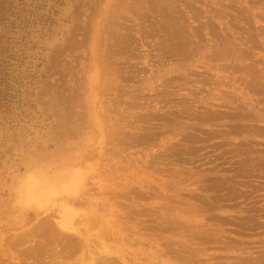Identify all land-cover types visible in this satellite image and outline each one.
I'll use <instances>...</instances> for the list:
<instances>
[{
  "label": "rangeland",
  "instance_id": "rangeland-1",
  "mask_svg": "<svg viewBox=\"0 0 264 264\" xmlns=\"http://www.w3.org/2000/svg\"><path fill=\"white\" fill-rule=\"evenodd\" d=\"M0 5V264H264V0Z\"/></svg>",
  "mask_w": 264,
  "mask_h": 264
},
{
  "label": "trees",
  "instance_id": "trees-1",
  "mask_svg": "<svg viewBox=\"0 0 264 264\" xmlns=\"http://www.w3.org/2000/svg\"><path fill=\"white\" fill-rule=\"evenodd\" d=\"M10 15L11 12L2 10L0 5V102L12 103L10 91L15 88L16 63L20 57L18 40L12 35L17 26L16 19L11 20Z\"/></svg>",
  "mask_w": 264,
  "mask_h": 264
},
{
  "label": "bare ground",
  "instance_id": "bare-ground-1",
  "mask_svg": "<svg viewBox=\"0 0 264 264\" xmlns=\"http://www.w3.org/2000/svg\"><path fill=\"white\" fill-rule=\"evenodd\" d=\"M65 178V177H64ZM63 178V179H64ZM62 179V180H63ZM44 180V179H43ZM65 181V180H64ZM59 182V181H58ZM62 182V181H60ZM46 183V182H45ZM51 183V181H50ZM65 189V188H64ZM29 190V189H28ZM56 190L55 187H51V186H48V185H39L37 187H34L32 188L29 192L31 195V197H35L36 199H44L46 198L49 194H51L52 192H54ZM28 192V193H29ZM58 192V191H57ZM49 198V197H48ZM45 200V199H44ZM40 201V200H39ZM46 201H47V198H46Z\"/></svg>",
  "mask_w": 264,
  "mask_h": 264
}]
</instances>
